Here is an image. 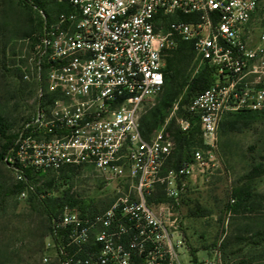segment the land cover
I'll return each mask as SVG.
<instances>
[{
    "label": "built area",
    "instance_id": "obj_1",
    "mask_svg": "<svg viewBox=\"0 0 264 264\" xmlns=\"http://www.w3.org/2000/svg\"><path fill=\"white\" fill-rule=\"evenodd\" d=\"M19 1L62 6L51 17L39 10L38 109L17 132L8 158L17 182L25 184L19 195L34 191L26 171L55 175L57 182L64 172L91 171L116 193L100 209L64 205L46 250L58 264H191L182 200L219 167L223 117L264 112V28L256 42L248 30L264 0ZM179 15H195L196 21ZM175 38L193 42L197 60L215 79L177 119L181 132L198 126L209 149L168 169L176 148L170 122L146 140L140 112L164 90ZM173 110L179 111L178 101ZM160 188L165 201L149 204Z\"/></svg>",
    "mask_w": 264,
    "mask_h": 264
},
{
    "label": "rangeland",
    "instance_id": "obj_2",
    "mask_svg": "<svg viewBox=\"0 0 264 264\" xmlns=\"http://www.w3.org/2000/svg\"><path fill=\"white\" fill-rule=\"evenodd\" d=\"M38 6L46 13V8L57 7L49 1L25 6L19 0H0V116L6 121L8 134H16L38 109L40 80L34 54L41 31ZM56 12L55 9L51 15ZM263 28L264 2L248 26L254 42ZM202 71L200 62L194 58L177 100L179 109L188 94V84ZM161 100L159 96L145 104L140 118L157 108ZM161 117L175 127L180 116L171 108L164 109ZM226 117L217 132L219 167L209 179L191 185L181 208L191 264H264V113L255 115L250 127L239 131L227 130L228 122L234 118ZM2 144L0 138V148ZM197 149H209L198 132L189 155ZM256 167L261 170L251 175ZM36 178V186L44 190L42 196L62 194L60 181L52 190L45 186L53 175L40 173ZM16 183L9 162H0V250L6 251L1 261L5 264H57L53 253L45 248L48 236L44 246L39 238L44 231L45 218L35 217L31 219L33 225L23 224L22 220L31 213L35 202L32 192L25 197L18 194L1 200ZM113 187H104L91 171L76 175L70 183L74 194L82 200L92 199L99 209L115 196ZM9 221L11 224L6 228ZM44 257L50 260L44 262ZM184 261H190L188 255Z\"/></svg>",
    "mask_w": 264,
    "mask_h": 264
},
{
    "label": "trees",
    "instance_id": "obj_3",
    "mask_svg": "<svg viewBox=\"0 0 264 264\" xmlns=\"http://www.w3.org/2000/svg\"><path fill=\"white\" fill-rule=\"evenodd\" d=\"M21 2V1H20ZM42 5L44 3L36 2V5ZM25 6H29L25 4ZM62 6L57 5L54 8H46L48 9L47 14L50 15L56 9V14L61 10ZM38 10H41L38 6ZM42 11V10H41ZM55 15V14H54ZM177 19L184 22H194L196 21L195 15H179ZM167 21V20H166ZM42 26V19L40 21V30ZM176 47L169 53V56L166 60V69H165V87L160 96H162V100L160 101L159 106L152 110L148 115L140 118V129L142 136L149 140L151 136L155 133L157 129L160 128L165 123V120L161 117V113H163L164 109H171L174 106V103L180 97L184 85L186 84L185 75L186 72L192 63L193 59L196 58L193 42L182 40L181 38H175ZM213 70L209 67H203L202 73L194 78L188 84V94L184 100L181 102V108L178 113L181 117L184 114L183 107L188 104L195 96L203 92L205 89L210 87V85L214 81ZM38 102V100H37ZM43 103H41V106ZM264 113V112H241L237 114H228L226 118H234L230 120L227 124L228 131H239L241 129H246L250 127L252 119L255 115ZM173 124H169V129L173 132V137L176 143V148L174 154L167 160L166 167L168 169H178L183 162L188 160L192 155H189L191 151V147L195 141L196 132L200 133V129L198 126H195L191 132L184 133L181 132L177 126H173ZM8 126L4 118L0 116V138L3 140V144L0 148V162H8V158L11 155V149L16 145L18 140V133L16 134H8ZM193 154V153H192ZM259 167V166H258ZM254 168L251 175H256L261 170L260 168ZM40 173H33V171H26L25 176L28 182L34 185V191L32 195L35 202L31 205L30 211L31 213L27 215L26 219L24 218L23 224L27 223L28 225H33L34 220L40 217L45 218V225L43 226L44 231L41 232L39 238L41 239V244L44 246V239L52 234L53 219L60 213L62 207L66 204L74 205L79 203L83 208L85 205H90L96 207V203L92 200H75L74 196L70 194L71 189L63 190L61 195L57 196H42L43 189L36 186L37 183V175ZM52 175V174H51ZM77 174L73 172H64L59 177L61 180V184L65 185L66 183H71L74 180V177ZM46 176V175H45ZM56 176L53 175V179L48 180L45 186L46 188L52 190L56 184ZM25 190V184H21L17 182L14 184L8 192H5L1 200H5V198L12 197L14 195L20 194ZM46 193V191L44 192ZM248 197V196H247ZM112 201V200H111ZM110 201V202H111ZM165 201V197L163 195V191L161 188L158 190L157 194L154 197L148 198L149 204H156L158 202ZM109 202V203H110ZM185 202V198L182 200V204ZM108 203V204H109ZM107 204V205H108ZM106 205V206H107ZM36 213V215L34 214ZM36 217V218H35ZM30 219V220H29ZM11 221L6 224V228L9 227ZM6 256V251L0 250V263L5 264L1 260H3ZM58 264V262H56Z\"/></svg>",
    "mask_w": 264,
    "mask_h": 264
}]
</instances>
